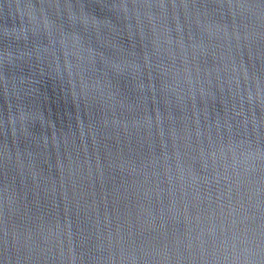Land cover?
Returning <instances> with one entry per match:
<instances>
[{"label": "water", "instance_id": "obj_1", "mask_svg": "<svg viewBox=\"0 0 264 264\" xmlns=\"http://www.w3.org/2000/svg\"><path fill=\"white\" fill-rule=\"evenodd\" d=\"M0 264H264V0H0Z\"/></svg>", "mask_w": 264, "mask_h": 264}]
</instances>
